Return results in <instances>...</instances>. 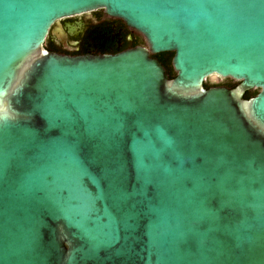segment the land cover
<instances>
[{
	"label": "water",
	"instance_id": "obj_1",
	"mask_svg": "<svg viewBox=\"0 0 264 264\" xmlns=\"http://www.w3.org/2000/svg\"><path fill=\"white\" fill-rule=\"evenodd\" d=\"M98 9L144 46L45 49ZM0 264H264V0H0Z\"/></svg>",
	"mask_w": 264,
	"mask_h": 264
},
{
	"label": "flooded vegetation",
	"instance_id": "obj_2",
	"mask_svg": "<svg viewBox=\"0 0 264 264\" xmlns=\"http://www.w3.org/2000/svg\"><path fill=\"white\" fill-rule=\"evenodd\" d=\"M138 45L144 46L143 38L102 9L56 20L44 42L47 51L71 56L115 54ZM232 83L210 82L209 88H229Z\"/></svg>",
	"mask_w": 264,
	"mask_h": 264
},
{
	"label": "trees",
	"instance_id": "obj_3",
	"mask_svg": "<svg viewBox=\"0 0 264 264\" xmlns=\"http://www.w3.org/2000/svg\"><path fill=\"white\" fill-rule=\"evenodd\" d=\"M138 42H141V41L138 40ZM172 56H173V53H170V52L159 53V54H156L153 56L156 59H158V61L162 64V66L164 67V69H165V71L168 74L170 79L175 77V73H174L172 66H171ZM229 81H231V80H229ZM236 85H237V82H233L229 88L230 89L234 88ZM209 86H210V82L204 83V88L207 89V88H209ZM257 92H258V90H248L244 93L243 98L244 99L251 98V97L255 96Z\"/></svg>",
	"mask_w": 264,
	"mask_h": 264
},
{
	"label": "rangeland",
	"instance_id": "obj_4",
	"mask_svg": "<svg viewBox=\"0 0 264 264\" xmlns=\"http://www.w3.org/2000/svg\"><path fill=\"white\" fill-rule=\"evenodd\" d=\"M228 80V79H227ZM223 81H225V79H223ZM232 81V80H231ZM208 82V81H207ZM232 82H234V81H232Z\"/></svg>",
	"mask_w": 264,
	"mask_h": 264
}]
</instances>
